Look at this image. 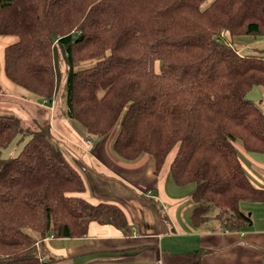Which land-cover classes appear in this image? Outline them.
I'll use <instances>...</instances> for the list:
<instances>
[{
	"label": "trees",
	"instance_id": "1",
	"mask_svg": "<svg viewBox=\"0 0 264 264\" xmlns=\"http://www.w3.org/2000/svg\"><path fill=\"white\" fill-rule=\"evenodd\" d=\"M2 35L18 38L4 48L7 77L50 102L64 78L63 116L97 138L118 129L120 157L149 153L158 173L174 151V181L195 186V226L252 224L242 204L264 203V188L237 144L264 153V111L249 98L264 87V56L238 53L232 37L264 35V0H0ZM50 125L0 106V264H49L44 239L83 236L94 220L130 230L118 205L80 195ZM18 137L19 154L3 157Z\"/></svg>",
	"mask_w": 264,
	"mask_h": 264
},
{
	"label": "crops",
	"instance_id": "2",
	"mask_svg": "<svg viewBox=\"0 0 264 264\" xmlns=\"http://www.w3.org/2000/svg\"><path fill=\"white\" fill-rule=\"evenodd\" d=\"M0 84L4 87L0 97L7 98L22 88L7 77L4 69ZM255 93L262 94L263 90L256 86L249 96L253 98ZM11 108L18 113L15 105ZM52 126L68 160L83 177L85 188L80 195L93 204L118 205L127 217L130 230L125 232L113 224L94 220L83 236L50 235L44 239L49 254L68 257L72 264L264 263V203L242 204L246 212L252 213L253 222L241 230L214 228L217 227L214 220L195 226L191 219L195 186L174 181L171 161L167 160L156 173L149 154L132 161L120 157L113 148V135L93 138L94 142L98 141L93 146L83 142L87 134L79 131L81 139H72L62 134L58 122ZM237 148L242 151V157L238 154L248 176H252L255 184L263 185L264 153L247 151L240 142Z\"/></svg>",
	"mask_w": 264,
	"mask_h": 264
},
{
	"label": "rangeland",
	"instance_id": "3",
	"mask_svg": "<svg viewBox=\"0 0 264 264\" xmlns=\"http://www.w3.org/2000/svg\"><path fill=\"white\" fill-rule=\"evenodd\" d=\"M225 36V35H224ZM242 37H232V44L240 54H254L258 56H264V35L258 37L255 39L252 35H239ZM8 40V41H5ZM18 39L13 36H0V73L4 69V47L8 44L16 42ZM263 50V51H261ZM94 62L88 61V62H78L76 64V68H83V67H88L92 65ZM158 71V66L156 67ZM65 70V69H63ZM4 75V73H3ZM64 81L65 79L63 78L62 82L60 83L59 91L56 95V97L50 102L48 100L41 99L37 94L29 92L23 88H19L18 92H14V94L10 95L8 94L9 100L11 101H0V106L2 107H12V105L16 106V111L18 112V115L21 116L23 120L26 121L27 124L30 125L29 128L36 129L37 125L39 122H50V127L51 130H54L56 132V128L52 126V123L55 126H57V122L61 125V131L63 132L62 134L66 137H71L72 139H81L79 136V131L83 134H87V138H90L92 140L91 145L93 143H96L98 141H93V138L96 140L97 136L94 135H89L85 129V127L80 124L76 119H72L70 117L63 116L65 114V88H64ZM261 90H263V93H255L253 98L249 96L250 99H253L256 101V103L264 110V87L260 86L259 87ZM4 91V87L1 86L0 84V92ZM22 94L27 95L28 98H24ZM102 95V93H101ZM100 95V96H101ZM48 119V120H46ZM54 127V128H53ZM118 129L114 131L109 132L107 135L110 137V135L115 136L117 133ZM57 137V135H55ZM59 141V139L57 137ZM83 142H88L85 138H82ZM64 141V140H63ZM25 142V141H24ZM24 142H21L19 137L11 143L8 147L3 149L2 155L3 157H11V156H16L19 154L20 150L22 149ZM67 142V141H64ZM63 144H66L64 143ZM61 143V142H60ZM62 145V144H61ZM94 146V144H93ZM63 148V146H61ZM64 150V148H63ZM238 153L242 154V151L238 149ZM149 154V153H148ZM151 155V154H149ZM152 156V155H151ZM174 156V151L169 154L168 159L169 161H172V158ZM153 157V156H152ZM68 159V158H67ZM154 164H155V159L153 157ZM156 167V164H155ZM80 172V170H79ZM250 175V174H249ZM250 178L253 181L252 176L250 175ZM255 183V182H254ZM257 184V183H256ZM258 187L264 188V184H258ZM41 246V245H40ZM41 247H39L40 249ZM42 249L46 251L45 253V259L49 260L52 259L49 264H72V260L70 258H64L62 256L58 255H51L47 252L48 248L45 245V243L42 245ZM47 249V250H46Z\"/></svg>",
	"mask_w": 264,
	"mask_h": 264
},
{
	"label": "built area",
	"instance_id": "4",
	"mask_svg": "<svg viewBox=\"0 0 264 264\" xmlns=\"http://www.w3.org/2000/svg\"><path fill=\"white\" fill-rule=\"evenodd\" d=\"M86 140H88V143H91L92 140L90 138H86ZM160 262V260L158 261V263ZM264 264V263H263Z\"/></svg>",
	"mask_w": 264,
	"mask_h": 264
}]
</instances>
